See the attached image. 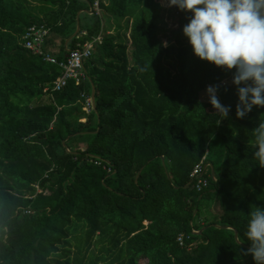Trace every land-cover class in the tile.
<instances>
[{"label":"trees","instance_id":"trees-1","mask_svg":"<svg viewBox=\"0 0 264 264\" xmlns=\"http://www.w3.org/2000/svg\"><path fill=\"white\" fill-rule=\"evenodd\" d=\"M39 1L0 0V264H264V0H99L123 36L93 11L71 36L93 0ZM32 23L58 58L102 34L85 80L51 89Z\"/></svg>","mask_w":264,"mask_h":264},{"label":"built area","instance_id":"built-area-1","mask_svg":"<svg viewBox=\"0 0 264 264\" xmlns=\"http://www.w3.org/2000/svg\"><path fill=\"white\" fill-rule=\"evenodd\" d=\"M90 9L91 11L100 15L101 7L99 5V0H93V2L90 4ZM47 34L48 29L43 23H32L27 26L24 33L22 34V43L32 52L40 54L44 60L54 63L61 68V74L53 81L51 89L60 90L70 79H72L75 83L85 80L87 76L84 68V62L91 56L93 45L96 42H101L102 34H97L92 38V40L87 41L80 46L68 48L64 58H58L54 53L45 51L42 48V44ZM43 89L46 90L47 86H45ZM81 97L83 109L86 112H89L93 108V100L91 96L89 94L81 93ZM206 155L207 149L190 172L192 182L198 191L206 186L208 182V176L212 175L213 177V171L211 173L208 171L209 162L205 161ZM186 238H188V235H186ZM177 240L179 244L182 245L184 241L183 234H179Z\"/></svg>","mask_w":264,"mask_h":264},{"label":"rangeland","instance_id":"rangeland-1","mask_svg":"<svg viewBox=\"0 0 264 264\" xmlns=\"http://www.w3.org/2000/svg\"><path fill=\"white\" fill-rule=\"evenodd\" d=\"M28 2H29V4H31L32 6H35V7H37V8H35V13H37L38 15H41L42 14V11H41V8H43V7H45V5L43 4V3H41L39 0H27ZM178 1H180V0H161V4L162 5H164V6H169V5H171V4H176V3H178ZM110 16L112 17V21H111V24H114V26H118L119 25V23H120V18L118 17V16H115V15H112V14H104L103 15V19H104V21L106 22V23H109L110 22ZM75 31V30H74ZM119 32H121V31H119ZM127 33L128 32H126V33H124V37H126V35H127ZM116 34H118V33H116ZM66 40V39H65ZM261 39L259 40V42L261 43ZM40 101H47V96H43L42 98H41V100ZM92 138V134H87L86 136H85V138L84 139H82V141L80 142L82 145L87 141V140H89V139H91ZM210 168V167H209ZM206 201H208V200H206ZM205 201V202H206ZM208 202H210V200L208 201ZM204 204V203H203ZM205 207V205H201V208H202V210H203V208ZM139 264H147L146 263V260L145 259H141L140 261H139Z\"/></svg>","mask_w":264,"mask_h":264},{"label":"crops","instance_id":"crops-1","mask_svg":"<svg viewBox=\"0 0 264 264\" xmlns=\"http://www.w3.org/2000/svg\"><path fill=\"white\" fill-rule=\"evenodd\" d=\"M178 2H181V0L180 1H178ZM91 9H81V10H79V15L82 13V12H87L88 14H90L91 12ZM104 15V14H103ZM101 17H102V26H103V28H104V30H106L107 32H109V33H116V32H119V31H121V32H119L122 36H123V31H125V29H126V24H125V20H124V18H122L121 20H120V25L119 26H114V24H111V19H112V17L110 16V22L109 23H106L105 21H104V19H103V16H102V13H101ZM80 28V27H79ZM84 32V31H83ZM128 34V33H127ZM68 43V42H67ZM67 43H66V40L64 41V43H63V45H64V49L66 50V47H67ZM59 44H60V41L59 40H55L54 41V43L51 45V48L50 49H52V50H54V51H57V49H58V46H59Z\"/></svg>","mask_w":264,"mask_h":264},{"label":"water","instance_id":"water-1","mask_svg":"<svg viewBox=\"0 0 264 264\" xmlns=\"http://www.w3.org/2000/svg\"><path fill=\"white\" fill-rule=\"evenodd\" d=\"M90 12H91V11H90ZM78 16H79V11L77 12V23H76V28H75V31L73 32V34H72L71 36L75 35V34L78 32V30H79V27H80V26H79ZM71 36L68 37V38L66 39V43L69 41V39L71 38ZM67 50H68V47H66V51H67ZM91 85H92V90H91L90 96H91V98H92V100H93V107L95 108V106H94V86H93L92 82H91ZM65 140H66V138L62 140V143H63L64 145H65ZM161 158L163 159V156H161ZM209 167H210L211 170L213 171L212 163H209ZM138 174H139V172L137 173V175H136V177H135V181L137 180ZM221 227L232 228V226H230V225L221 226ZM202 229H203V227H202L201 229H199V230H195L194 232H195V233H200V232L202 231ZM234 237H235V240L238 241V239H237V230H236V229H234ZM248 248H249V247H248Z\"/></svg>","mask_w":264,"mask_h":264}]
</instances>
